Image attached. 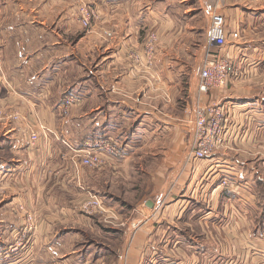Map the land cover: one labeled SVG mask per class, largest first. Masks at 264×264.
Returning <instances> with one entry per match:
<instances>
[{
  "label": "crops",
  "instance_id": "crops-1",
  "mask_svg": "<svg viewBox=\"0 0 264 264\" xmlns=\"http://www.w3.org/2000/svg\"><path fill=\"white\" fill-rule=\"evenodd\" d=\"M89 1L99 16L84 31L71 0H0L1 262L18 263L11 245L25 223L21 205L38 215L30 249L61 245L72 264H264V0H202L206 36L187 0L170 10L175 0ZM149 4L167 18L156 22L154 64L144 72L155 77L135 78L126 54L142 48L135 16ZM212 12L239 34L227 45L235 72L201 96L223 103L228 117L222 145L194 159L193 84ZM183 33L201 35L195 58L189 42L184 52L174 45ZM68 94L81 101L63 116ZM91 135L118 138L122 153L101 169L76 168L71 148ZM89 194L102 211L80 210ZM63 224L73 225L71 238ZM101 235L117 237V249ZM86 237L101 249L89 248L91 259L82 255Z\"/></svg>",
  "mask_w": 264,
  "mask_h": 264
},
{
  "label": "built area",
  "instance_id": "built-area-1",
  "mask_svg": "<svg viewBox=\"0 0 264 264\" xmlns=\"http://www.w3.org/2000/svg\"><path fill=\"white\" fill-rule=\"evenodd\" d=\"M77 21L88 28L99 16V8L89 0L72 1ZM110 37L111 33H107ZM228 36L238 38V32L229 33L226 30L225 18L218 12H212L208 29L205 56L199 70L197 79L198 98L193 105V137L192 157L202 159L210 156L222 145L225 123L228 117V109L219 100L201 99L214 90H221L227 86L228 80L235 72L234 58L228 53ZM157 36L150 34L142 44V48L127 51L126 58L129 61L130 71L133 75L150 70L154 64ZM81 98L77 94H68L63 97L59 107L60 112L68 114L71 107L80 103ZM14 118H17L14 115ZM38 136L30 134V145L35 146ZM122 145L111 136L91 135L87 136L77 148H71L73 154L78 156L79 164L93 169H101L109 160L116 158L121 153ZM226 185L225 180L221 181ZM80 208L89 213L102 211V201L95 194H89L80 203ZM20 209L23 206L20 205ZM37 227L33 213H28L27 221L22 225L19 236L16 239V248L24 242ZM1 257V256H0Z\"/></svg>",
  "mask_w": 264,
  "mask_h": 264
},
{
  "label": "rangeland",
  "instance_id": "rangeland-1",
  "mask_svg": "<svg viewBox=\"0 0 264 264\" xmlns=\"http://www.w3.org/2000/svg\"><path fill=\"white\" fill-rule=\"evenodd\" d=\"M73 1V0H71ZM202 0H187V2H191V5L190 7L193 6L194 10L196 11L195 13V17L193 19L194 23H195V26L196 28L198 29V31L203 28L202 32H203V36H206V30L204 32V27H205V24H206V16H207V12L203 9V7H201V2ZM140 3L141 6L145 5V2H138ZM177 4H178V0L176 1H172L171 2V6H168V9H175L177 7ZM95 5V4H94ZM149 6V8H148ZM148 6H145L143 9L142 8H139L138 7V10L139 12L136 14L135 16V20H136V23H137V26L136 28H138V38H142L143 37V42L146 40L147 36H149L150 34H154L155 36H157V43L159 42V34L156 32V29H158L156 26L157 23L156 22H160L163 20H165L167 18L166 15H164L165 13H163V11H159V13L162 15H160L161 17H158L159 15L157 14V10L154 11L152 9V6L149 4ZM180 6V5H179ZM161 8V7H160ZM154 12H153V11ZM141 12V15L139 17V14ZM158 15V16H157ZM140 18V20H139ZM77 21V20H76ZM97 21V20H94L91 25L86 28V27H83L81 24H80V27L82 28V30H87L89 29L93 24L94 22ZM141 21V22H140ZM79 22V21H78ZM131 23L133 26H135V23H134V19L133 17H131ZM205 33V34H204ZM177 37L174 41V45L175 44H178L179 48L180 46L182 47V51L184 52V47L187 42H189L191 44V47H190V51L191 53H194V58L196 57L195 53L197 51V49L200 48V46L202 45L203 43V40H201V35L199 33H194V34H191V33H187V35H191L189 37H185L186 36V33H183V37H179L178 34H176ZM186 42V43H185ZM157 43H156V46H157ZM203 46V45H202ZM156 48V47H155ZM195 60V59H194ZM194 66V61L192 63V67ZM200 65H195V68H198ZM129 69H130V66H129ZM143 74L142 72L140 73V75ZM147 75L148 77H155V75L153 76L152 74H149V73H144V75ZM140 75H135V78H137L138 76ZM197 79H198V76H197ZM197 79L195 81V83L193 84V86L195 87V89H197ZM186 83V84H185ZM185 83L183 84V92H189V84L188 82H186L185 80ZM162 91L161 92H166L162 87H161ZM224 89V88H223ZM215 91V90H214ZM219 91V90H218ZM73 92H76V91H73ZM67 115V114H66ZM63 114V116H66ZM14 118V117H13ZM116 140L121 144V141L116 138ZM83 143V141H82ZM74 153V152H73ZM121 153H122V148H121ZM73 158H76L78 159L79 157L78 156H73ZM79 160V159H78ZM76 168H78L79 166L80 167H83V165H80L79 162L76 164ZM79 167V168H80ZM85 167V166H84ZM81 169V168H80ZM81 210V208H80ZM21 212H23V221H27V218H28V213L27 211H25L24 209H20ZM50 210H48L47 212H49ZM54 211V210H53ZM53 211H50V212H53ZM36 212V211H35ZM33 211V217L34 219L36 220V223H38V215L37 213H35ZM83 212L85 214H89V212L87 211H84ZM94 212V211H93ZM35 213V214H34ZM55 213V212H54ZM92 213V212H91ZM90 213V214H91ZM45 216V215H44ZM64 225V226H63ZM61 225L59 228V230L63 231L64 233L61 234V235H66L67 238H71L72 237V229H69L68 227H71L73 226L72 224H63ZM38 226V225H37ZM22 227V225H21ZM63 227L65 229H63ZM61 228V229H60ZM19 234V233H18ZM60 235V234H59ZM83 236V235H82ZM89 236V235H88ZM30 237V236H29ZM27 238L24 242H22L21 244H19L16 248L13 247V245L15 246V242L16 240L13 242V244L11 245L12 248L16 250H19V255L17 258V264H72L73 262L69 259L70 256H62L60 255L61 251L58 250V248L61 246H53V244H47V245H41V243H39L37 246L33 245V249L34 250H31L30 247H31V242L32 240H30V238ZM99 238V243L106 247V246H116L118 245V238H109V236H106L104 235V237H102V235ZM83 239V238H82ZM85 242L80 245L81 246V249L85 252H83L82 255L86 256V252L89 248H94L95 250L97 249L98 252H100L101 249H99V244H89L87 242L91 241L90 240V237H86L84 238ZM96 245V246H95ZM102 248V247H101ZM116 249H117V246H116ZM115 249V250H116ZM30 250L32 253H30ZM29 252L30 255L29 256H26L25 253ZM68 249H64V252H67ZM50 252V253H49ZM87 259H91V257L89 255L86 256ZM94 259V257H93ZM5 259H1L0 257V264H3V262L1 261H4ZM91 261L88 260V264L90 263Z\"/></svg>",
  "mask_w": 264,
  "mask_h": 264
}]
</instances>
